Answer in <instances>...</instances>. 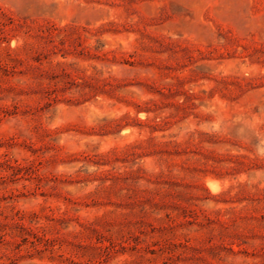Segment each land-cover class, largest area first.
<instances>
[{
  "label": "rangeland",
  "instance_id": "rangeland-1",
  "mask_svg": "<svg viewBox=\"0 0 264 264\" xmlns=\"http://www.w3.org/2000/svg\"><path fill=\"white\" fill-rule=\"evenodd\" d=\"M0 264H264V0H0Z\"/></svg>",
  "mask_w": 264,
  "mask_h": 264
},
{
  "label": "bare ground",
  "instance_id": "bare-ground-1",
  "mask_svg": "<svg viewBox=\"0 0 264 264\" xmlns=\"http://www.w3.org/2000/svg\"><path fill=\"white\" fill-rule=\"evenodd\" d=\"M211 182V181H210ZM209 183V182H208ZM210 184V183H209ZM211 184H212V182H211ZM214 184V183H213ZM214 186H215V184H214ZM213 187V186H212Z\"/></svg>",
  "mask_w": 264,
  "mask_h": 264
}]
</instances>
